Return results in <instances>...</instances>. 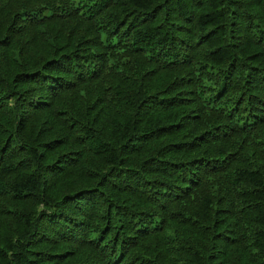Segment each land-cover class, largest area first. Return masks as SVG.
<instances>
[{"label":"trees","instance_id":"trees-1","mask_svg":"<svg viewBox=\"0 0 264 264\" xmlns=\"http://www.w3.org/2000/svg\"><path fill=\"white\" fill-rule=\"evenodd\" d=\"M0 264H264V0H0Z\"/></svg>","mask_w":264,"mask_h":264}]
</instances>
